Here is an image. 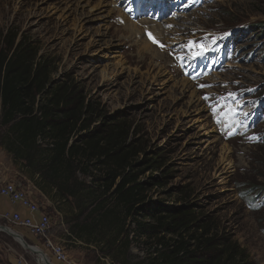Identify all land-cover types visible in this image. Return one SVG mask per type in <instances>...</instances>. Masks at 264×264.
<instances>
[{
	"label": "rangeland",
	"instance_id": "1",
	"mask_svg": "<svg viewBox=\"0 0 264 264\" xmlns=\"http://www.w3.org/2000/svg\"><path fill=\"white\" fill-rule=\"evenodd\" d=\"M105 1L0 0V32L25 34L41 49L56 68L53 86L72 88L94 108L95 115L86 117L91 130L115 131L128 147V161L146 185L148 200L172 209L189 207L199 220L212 219L213 233L239 244L244 264H264V0H189L166 37L167 43L178 44L173 54L150 44L143 31L138 37L129 32L130 25L123 22L130 20L128 2L135 0ZM109 3L113 6L106 7ZM190 37L199 40L194 47V41L182 43ZM209 46L227 50V72L215 68L208 76L214 70L206 64ZM193 60L208 81L194 83L187 76L183 65ZM187 71L194 72L193 66ZM192 92L199 105L191 104ZM87 132L77 130L72 139ZM6 133L0 122V139ZM39 144L44 152L54 141L41 138ZM150 161L158 162L153 166ZM85 163L88 173L81 171L78 177L88 188L78 198L49 191L59 202L50 209L51 236L66 241L71 257L82 264H106V258L109 263L139 264L150 254L159 256L161 238L170 245L180 241L178 235L141 231L135 218L151 220L141 211L126 218L112 197L114 188L104 191L113 168L104 161ZM251 190L255 200L248 198ZM100 203L106 207L95 210ZM109 207L121 219L114 221L125 222L129 232L116 243H128L120 260L107 245L87 244L77 236L89 224L86 217L97 221ZM5 225L0 219V226ZM14 230L49 256L43 239ZM193 233H185V243ZM18 257L40 264L37 256L0 231V264H16Z\"/></svg>",
	"mask_w": 264,
	"mask_h": 264
},
{
	"label": "trees",
	"instance_id": "2",
	"mask_svg": "<svg viewBox=\"0 0 264 264\" xmlns=\"http://www.w3.org/2000/svg\"><path fill=\"white\" fill-rule=\"evenodd\" d=\"M55 69L25 34L11 30L0 32V122L7 129L2 141L5 149L25 158L27 165L56 189L60 198H78L86 191L88 185L78 177L81 171L84 175L88 173L89 165L85 162H107L113 169L103 185L104 191L108 194L114 188L112 197L123 208L126 218L141 211L143 217L151 220L142 223L135 218L141 231L158 236L165 232L180 238L174 245L161 238L163 251L159 256L150 254L139 264H244L239 244L213 233L212 219L199 220L189 207L172 209L148 200L146 185L139 181V175L128 161V147L113 134L114 130L110 132L101 127L91 130L86 125V117L95 115L94 108L86 99L76 96L72 88L54 87L51 80ZM77 130L88 132L73 140ZM41 138L54 141L51 150L40 151ZM45 153L48 154L44 156ZM150 162L155 166L158 161ZM129 167L133 171L128 172ZM105 207L100 203L95 210ZM103 211L97 221L90 222L91 215L86 217L89 224H84L79 230L81 235L77 236L87 244L107 245L115 259L120 260L121 255L127 254L128 243L125 241L124 247L116 243L122 242L123 234L129 232L125 222L114 221L121 219L118 213L116 217L113 207ZM190 232L194 235L190 234L185 243V233Z\"/></svg>",
	"mask_w": 264,
	"mask_h": 264
},
{
	"label": "built area",
	"instance_id": "3",
	"mask_svg": "<svg viewBox=\"0 0 264 264\" xmlns=\"http://www.w3.org/2000/svg\"><path fill=\"white\" fill-rule=\"evenodd\" d=\"M0 197L8 199L14 205H20L29 211L28 217L21 213H3L0 219L6 222V226L18 230H26L31 236L44 240L43 248L49 256L59 264H82L71 257L65 246L66 241L51 236L53 218L47 201L36 199L28 190L12 182H7L0 176ZM52 207H55L54 205ZM67 234L68 231H66ZM71 236V235H69ZM109 259H102L106 264H119ZM16 264H31L26 258H16Z\"/></svg>",
	"mask_w": 264,
	"mask_h": 264
},
{
	"label": "crops",
	"instance_id": "4",
	"mask_svg": "<svg viewBox=\"0 0 264 264\" xmlns=\"http://www.w3.org/2000/svg\"><path fill=\"white\" fill-rule=\"evenodd\" d=\"M2 141L3 138L0 139V176L7 182L22 186L36 199L47 201L50 209L53 205L59 204L53 195H49L50 190L56 192V189L47 185L39 174L34 176V171L31 166L27 165L25 158L16 156L14 151L6 150ZM6 144L7 139L4 142V145ZM51 196L52 198H50ZM3 213H21L23 217L30 215L26 208L14 205L8 199L0 197V214ZM25 234L28 235L26 230Z\"/></svg>",
	"mask_w": 264,
	"mask_h": 264
},
{
	"label": "clouds",
	"instance_id": "5",
	"mask_svg": "<svg viewBox=\"0 0 264 264\" xmlns=\"http://www.w3.org/2000/svg\"><path fill=\"white\" fill-rule=\"evenodd\" d=\"M142 1L145 3L148 2L146 4H150L152 7H155L157 9L154 11H157L159 18L157 20H149V21L161 23L163 26H165V30L168 32L173 30V28H172L173 24L179 20L181 13L187 9L185 6L187 4H189V2H187L186 0H178V1H175V0H142ZM201 2H200V0H197V3H201ZM171 7H173L174 13H171V12L168 13L165 11V9L171 8ZM131 15H137V14H131ZM135 19L136 20L134 21L130 18V20L133 22L141 21V20H137L138 18H135ZM149 32H151V31H149ZM145 34H146V31H145ZM145 37H146V35H145ZM156 38L159 39L157 36H156ZM192 41H194V43L192 45V47H194V44H196L197 41H199V40L195 37H190L187 40L183 41L182 43H187V42L191 43ZM237 41H239V38L237 39ZM161 42L164 43L163 41H161ZM169 43H172L174 45H178V44H175L173 42H169ZM171 46L173 47V45H171ZM209 47H210V50L208 52H212L215 55L212 57L213 64L210 67V69H214V70L211 73H207L208 76H213V74L216 73L215 68L220 69V71H219L220 74L222 72H224V73L227 72V70L224 68V65L229 62V56H228L227 50L218 48L217 46H209ZM202 79L208 81V79L206 77L205 78L203 77ZM207 85L210 86L209 84H207ZM252 192H253V190L246 192L247 194H249L248 198L253 199V197H252L253 193ZM258 196H260V194ZM253 200H255V199H253Z\"/></svg>",
	"mask_w": 264,
	"mask_h": 264
},
{
	"label": "bare ground",
	"instance_id": "6",
	"mask_svg": "<svg viewBox=\"0 0 264 264\" xmlns=\"http://www.w3.org/2000/svg\"><path fill=\"white\" fill-rule=\"evenodd\" d=\"M105 2H107V0L105 1ZM104 3V2H103ZM116 4V3H115ZM106 5V7L108 6H113V4H105ZM107 11H105V13H106ZM113 13V11L111 12V14ZM101 14H103L104 15V10L102 9V12H101ZM124 24H126V25H130L129 26V32H131L132 33V35L133 36H136V37H138V36H140V35H143L144 33H145V31H146V29H147V27L154 33V34H156V35H161L162 36V38H161V41H163L164 43H167L168 41H167V36H169V35H171L170 34V31L168 32V31H166L165 30V26H163L161 23H158V22H154V21H149V20H142V21H140L139 23H134V22H132V21H130V20H126V21H124L123 22ZM124 26V25H123ZM127 28V27H126ZM125 31V30H124ZM123 31V32H124ZM144 33H143V32ZM131 40V39H130ZM146 44V43H145ZM155 52H156V50H155ZM160 54H162V53H160ZM159 54V55H160ZM180 65H183V64H181L180 63ZM180 65H179V68H180ZM188 65L189 64H185V65H183V68H184V70L186 71V74L187 75H191V74H193L194 72H192V73H189L187 70H188ZM181 69V68H180ZM183 70V69H182ZM198 82H201V81H204V80H201V79H198L197 80ZM186 85H187V87L188 86H190L189 85V83L187 82V81H183ZM188 90V89H187ZM184 92V91H183ZM191 104L192 105H195V104H197V105H199L200 103H199V99L198 100H196V98H197V96H196V92H192V94H191ZM198 101V102H197ZM204 112V110H200V113H203ZM36 256V255H35ZM38 259V262L40 263V264H47V258L45 257V256H39V257H37Z\"/></svg>",
	"mask_w": 264,
	"mask_h": 264
},
{
	"label": "water",
	"instance_id": "7",
	"mask_svg": "<svg viewBox=\"0 0 264 264\" xmlns=\"http://www.w3.org/2000/svg\"><path fill=\"white\" fill-rule=\"evenodd\" d=\"M0 231L8 234L13 240H15L17 243H19L24 249L30 251L37 257L39 256H45L47 258V264H54L51 259L49 258L48 254L44 252L42 249H40L38 246L30 245L24 238V236L15 231L13 228L8 226H0Z\"/></svg>",
	"mask_w": 264,
	"mask_h": 264
},
{
	"label": "snow or ice",
	"instance_id": "8",
	"mask_svg": "<svg viewBox=\"0 0 264 264\" xmlns=\"http://www.w3.org/2000/svg\"><path fill=\"white\" fill-rule=\"evenodd\" d=\"M151 38V37H150ZM154 42H156L155 40H154ZM205 99H208L207 97H205Z\"/></svg>",
	"mask_w": 264,
	"mask_h": 264
}]
</instances>
